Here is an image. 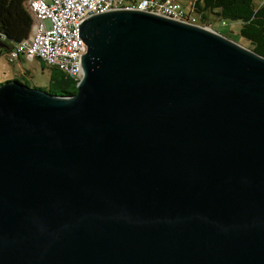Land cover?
Wrapping results in <instances>:
<instances>
[{"label": "water", "instance_id": "95a60500", "mask_svg": "<svg viewBox=\"0 0 264 264\" xmlns=\"http://www.w3.org/2000/svg\"><path fill=\"white\" fill-rule=\"evenodd\" d=\"M77 36L74 93L0 83V264H264V57L133 9Z\"/></svg>", "mask_w": 264, "mask_h": 264}, {"label": "built area", "instance_id": "2783aa9c", "mask_svg": "<svg viewBox=\"0 0 264 264\" xmlns=\"http://www.w3.org/2000/svg\"><path fill=\"white\" fill-rule=\"evenodd\" d=\"M25 8L32 19L30 33L2 52L3 57L10 63L18 58H37L75 83L82 76L77 60L85 50L77 36V26L90 15L133 9L210 28L200 22L191 7H185L178 0H26Z\"/></svg>", "mask_w": 264, "mask_h": 264}, {"label": "trees", "instance_id": "16d2710c", "mask_svg": "<svg viewBox=\"0 0 264 264\" xmlns=\"http://www.w3.org/2000/svg\"><path fill=\"white\" fill-rule=\"evenodd\" d=\"M25 2L26 0H0V39L5 47L28 36L31 17L25 8ZM188 6L199 15L200 22L204 25H207L206 13L219 22L225 23L224 20H228L238 23L237 34L247 42L245 47L264 57V2L255 6L254 0H192ZM212 29L216 31L215 28ZM4 51L0 49V53ZM55 70V87L59 92H52L50 88L46 91L58 95L74 93L75 82ZM17 81L27 85L24 80ZM69 83L73 84L70 90L67 89Z\"/></svg>", "mask_w": 264, "mask_h": 264}, {"label": "rangeland", "instance_id": "374dc122", "mask_svg": "<svg viewBox=\"0 0 264 264\" xmlns=\"http://www.w3.org/2000/svg\"><path fill=\"white\" fill-rule=\"evenodd\" d=\"M178 1L187 7L192 0ZM261 2H264V0H254V5L257 6ZM206 14L207 17L205 22L211 29L215 28L216 32L219 34L226 36L230 40H233L244 47L247 46V42L237 34L239 28L238 23L224 20L225 24L220 25L218 19H213L209 13ZM2 54L3 53H0V82L14 79L24 80L30 87L45 91L50 88L52 92H59V89L55 87V74H57L55 68L47 66L44 62L36 58L30 60L20 58L19 60L10 63ZM72 86L73 84L69 83L67 89H72Z\"/></svg>", "mask_w": 264, "mask_h": 264}, {"label": "crops", "instance_id": "0c3cea01", "mask_svg": "<svg viewBox=\"0 0 264 264\" xmlns=\"http://www.w3.org/2000/svg\"><path fill=\"white\" fill-rule=\"evenodd\" d=\"M29 13V12H28ZM30 15V14H29ZM31 17V16H30ZM31 22H32V19H31ZM29 33H30V29H29ZM29 33H28V35H29ZM1 50H3V49H1ZM25 59V58H24ZM19 60V59H18ZM27 60V59H26ZM1 83V82H0Z\"/></svg>", "mask_w": 264, "mask_h": 264}]
</instances>
